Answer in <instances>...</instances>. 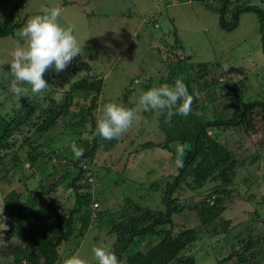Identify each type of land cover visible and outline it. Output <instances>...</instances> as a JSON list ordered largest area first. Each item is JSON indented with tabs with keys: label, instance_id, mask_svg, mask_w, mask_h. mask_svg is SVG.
Returning a JSON list of instances; mask_svg holds the SVG:
<instances>
[{
	"label": "rangeland",
	"instance_id": "obj_1",
	"mask_svg": "<svg viewBox=\"0 0 264 264\" xmlns=\"http://www.w3.org/2000/svg\"><path fill=\"white\" fill-rule=\"evenodd\" d=\"M13 2L0 0V22L8 15ZM211 3L216 5L215 1ZM43 6L63 9L58 22L64 27L74 26V35L79 42H83L82 52L63 71L57 73L52 68V78L46 81L49 87L43 92L34 94L29 90L18 99L10 91L13 80L11 71H6L10 67V51L16 40L11 37L0 38L1 116L11 113L13 106L19 107L30 96L38 97L41 109L46 108L50 99L60 103L73 83L89 76L103 79L97 109L93 112L95 117L102 104L109 101L133 108L142 90L167 83V80H161L168 75L165 63L177 57L190 58L188 63L194 65L209 64L213 72L205 80L210 82L214 78L217 81V96L225 94L230 87V96L224 95L212 101L207 97V91L198 93L194 112L205 120H213L215 111L225 120H230L236 105L259 100L264 94V0H231L226 22H231L232 11L240 10L237 27L231 32L220 26L216 12L191 0H26L24 7L16 14V20L26 22L31 16L39 14ZM245 6L259 10L263 22L257 13L241 11ZM16 35L19 37V30ZM220 78L225 81L220 83ZM22 86L30 89L29 85ZM72 95L74 103L89 104V99H83V93L74 91ZM72 109L78 110V106ZM35 116L37 112L32 121L37 120ZM88 125L85 131L57 125L34 136V129L28 123L20 132H14L9 142L15 150L19 149L25 137L33 136L36 144L56 150L59 156L68 161L74 158L70 149L72 142L81 147L93 139L94 134ZM169 127L170 121L164 115L150 110L143 112L142 119L134 122L113 145L115 139L101 138V147L94 156V170L99 178L95 194L101 211L108 210L114 218L119 219L124 209H131L126 208V199L145 208L162 209L161 195L165 179L154 190L148 187L150 182L173 173L172 169L176 166L170 162L172 153L159 147L143 150L142 145L166 142ZM176 145L170 143L172 152ZM244 146L255 154L254 145L249 139L244 140ZM26 149H19L18 159L22 163L25 162ZM7 152L0 150V155ZM11 159L9 155L6 160L9 162ZM63 162L53 159L37 164L30 171L32 173H26L27 181L20 178L24 174L22 168H27L28 164L23 163L20 170L11 171L0 183V205L2 193L16 191L24 199L33 190V195L41 204L34 208L31 215L37 210H47L50 216L56 213L66 215L68 208L75 202L73 193L59 187L45 194L41 188L63 174ZM73 171L76 172L75 169ZM236 183L240 198L234 197L229 201L225 217L236 222L243 218L245 212L255 211L264 223V148L254 164L247 162L238 169ZM210 186L207 185L199 192H191L183 187L174 196L196 207ZM250 195H254V200H248ZM173 221L176 225L175 233L181 227L192 228L199 223L197 214L188 210L175 215ZM0 223L7 225L6 230L0 228V264H10L15 251L17 253L20 234L14 230L10 239L7 232L10 220L0 218ZM16 226L14 223V229ZM41 230L42 225H39L35 233L39 234ZM199 236L200 240L192 249L197 253V264H216L217 259L226 255L211 250V245L221 239L220 236L210 239L205 231ZM115 242L116 234L110 231V226L94 222L82 237L75 232L71 239L60 246L59 260L78 253L91 261V264H96L91 252L92 246L104 244L111 247Z\"/></svg>",
	"mask_w": 264,
	"mask_h": 264
},
{
	"label": "trees",
	"instance_id": "obj_2",
	"mask_svg": "<svg viewBox=\"0 0 264 264\" xmlns=\"http://www.w3.org/2000/svg\"><path fill=\"white\" fill-rule=\"evenodd\" d=\"M191 1L199 2L216 12L219 15V24L225 31L231 32L237 27L240 10L232 11L231 22L227 23L225 20L231 0ZM211 1H215L216 5H212ZM25 2L26 0H14L8 15L0 22V38L19 39L16 31L21 29L25 22L16 20V14L24 7ZM241 11H253L261 18V12L254 7L245 6ZM261 21L263 22L262 18ZM188 61L190 58L177 57L165 63L168 75L165 78L163 76L161 80L172 84L176 78L182 77L190 94L207 91V97H210L211 101L224 95L230 96V87L225 94L220 93L221 96H217V81L213 80L214 78L210 82L205 80L213 72L209 64L194 65ZM6 71L9 73L10 67ZM52 75L53 69L50 68L44 74V79L49 81ZM223 81L225 80L219 79L220 83ZM102 85V78L89 76L73 83L71 90L66 92L60 103L50 99L46 108L41 109L38 97L30 96L19 107L13 106L11 113L0 115V150L8 151L0 155V183L14 169L20 170L23 163L28 164V167L22 168L25 175L22 174L20 179L27 181L26 173L37 167V164L53 159L63 160V174L41 188L45 194H49L62 187L64 190H70L75 200L66 215L56 213L50 216L47 210H37L31 215L34 208L41 204L33 195V190L29 191L24 199L23 195L16 191L2 193L3 214L11 222L7 230L9 237H13L11 234L14 230L20 234L18 250L17 253L15 251L10 264H57L60 246L71 239L75 232L82 237L94 222L105 223L110 226V231L116 234V242L110 248L121 264H197V253L192 249L200 240L199 235L203 231L207 233V238H221L211 245L212 251L226 253L221 259H217L216 264H262L264 223L257 213L245 212L243 218L236 222L226 218L225 214L229 201L234 197L240 198L236 183L238 169L244 167L247 162L254 164L264 148V94L259 100L236 105L230 120H225L217 111L213 120H205L195 114L198 95H194L190 113L187 116L174 115L171 118L166 142L142 145L143 150L159 147L172 153L171 165H175L176 149L172 152L170 143L184 147L183 167L173 168L172 174L149 184L148 189L154 190L161 185V180L165 179L161 195L162 209L145 208L126 199V208L131 209H124L117 219L108 210L99 209L95 194L99 178L94 170V156L101 147L100 141L103 137L95 133L96 117L93 112L97 109ZM74 91L83 93V99H89V104L74 103ZM77 106L78 110L72 109ZM36 112L37 120L32 121ZM28 123L34 129V136L57 125L85 131L87 125L91 124L94 137L81 145L84 152L79 159L72 158L68 161L59 156L56 150L36 144L33 136L25 137L18 147H27L25 162L22 163L18 159L19 149L14 150V145L9 139L14 132H20ZM246 138L254 145L255 154L244 146ZM115 142L116 139L111 145ZM9 155L12 159L7 162ZM14 161L16 163L13 164ZM207 185H211L209 191L196 207H191L174 196L183 187L191 192H199ZM248 200H254V195H250ZM185 210L194 211L199 223L192 228L181 227L175 233L173 217ZM14 223L17 225L16 229ZM39 225H42V230L36 234ZM197 251L200 252V248Z\"/></svg>",
	"mask_w": 264,
	"mask_h": 264
},
{
	"label": "clouds",
	"instance_id": "obj_3",
	"mask_svg": "<svg viewBox=\"0 0 264 264\" xmlns=\"http://www.w3.org/2000/svg\"><path fill=\"white\" fill-rule=\"evenodd\" d=\"M63 9L58 6H43L40 13L31 16L19 29V39L13 42L10 51V71L13 80L10 91L21 99L29 90L36 94L49 87L44 79L48 69L54 68L59 73L63 71L82 52L83 42L74 35V26H61L58 22ZM29 85L25 88L22 85ZM194 95L190 94L182 77L176 78L172 84L163 83L142 90L133 108L122 103L106 102L99 109L95 119V133L105 140L119 139L134 124L142 119V113L157 111L171 121L174 115L187 116L191 111ZM91 128V124L88 125ZM75 159L83 155V148L75 142L70 144ZM184 147L176 148L177 168L183 167ZM0 218L3 217V207L0 205ZM0 228L6 230L7 225L0 223ZM96 264H121L115 252L107 245L94 244L91 248ZM57 264H91L88 259L78 253L61 257Z\"/></svg>",
	"mask_w": 264,
	"mask_h": 264
},
{
	"label": "built area",
	"instance_id": "obj_4",
	"mask_svg": "<svg viewBox=\"0 0 264 264\" xmlns=\"http://www.w3.org/2000/svg\"><path fill=\"white\" fill-rule=\"evenodd\" d=\"M90 181H92V179H91ZM95 208H96V205L94 204V205H93V209H95Z\"/></svg>",
	"mask_w": 264,
	"mask_h": 264
}]
</instances>
